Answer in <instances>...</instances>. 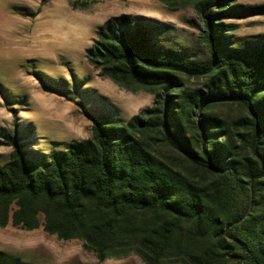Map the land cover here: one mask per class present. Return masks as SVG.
I'll return each mask as SVG.
<instances>
[{"label":"trees","instance_id":"1","mask_svg":"<svg viewBox=\"0 0 264 264\" xmlns=\"http://www.w3.org/2000/svg\"><path fill=\"white\" fill-rule=\"evenodd\" d=\"M194 1L204 63L129 15L85 51L100 76L153 91L152 107L128 121L88 113L91 137L49 154L30 149L17 125L2 135L11 152L0 166L1 228L42 227L99 262L264 264V35L242 46L222 22L230 0ZM226 106L242 114L215 111Z\"/></svg>","mask_w":264,"mask_h":264},{"label":"rangeland","instance_id":"2","mask_svg":"<svg viewBox=\"0 0 264 264\" xmlns=\"http://www.w3.org/2000/svg\"><path fill=\"white\" fill-rule=\"evenodd\" d=\"M229 2L230 14L222 19L234 28L229 34L242 46L259 41L264 0ZM123 15L152 25L161 45L195 63L207 60L194 0H0V166L11 152L2 135L15 125L30 149L49 154L91 137L88 113L128 121L154 105L153 91L124 89L100 76L86 58L100 28ZM215 111L231 118L242 114L237 106ZM159 152L181 163L168 148ZM0 255L11 264H145L135 255L99 262L79 240L11 224L0 227Z\"/></svg>","mask_w":264,"mask_h":264}]
</instances>
